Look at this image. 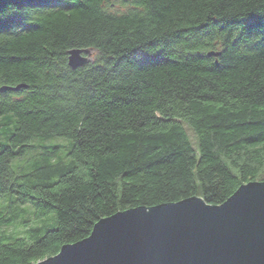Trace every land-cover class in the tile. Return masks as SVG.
<instances>
[{
	"label": "trees",
	"instance_id": "16d2710c",
	"mask_svg": "<svg viewBox=\"0 0 264 264\" xmlns=\"http://www.w3.org/2000/svg\"><path fill=\"white\" fill-rule=\"evenodd\" d=\"M260 14L264 0H0V86L27 84L0 93V264L121 211L264 182V32L244 23ZM73 48L93 60L71 69Z\"/></svg>",
	"mask_w": 264,
	"mask_h": 264
},
{
	"label": "water",
	"instance_id": "95a60500",
	"mask_svg": "<svg viewBox=\"0 0 264 264\" xmlns=\"http://www.w3.org/2000/svg\"><path fill=\"white\" fill-rule=\"evenodd\" d=\"M83 54L70 50L69 65L84 66ZM21 87L3 86L0 93ZM35 264H264V182L242 185L220 205L193 196L118 212Z\"/></svg>",
	"mask_w": 264,
	"mask_h": 264
},
{
	"label": "rangeland",
	"instance_id": "374dc122",
	"mask_svg": "<svg viewBox=\"0 0 264 264\" xmlns=\"http://www.w3.org/2000/svg\"><path fill=\"white\" fill-rule=\"evenodd\" d=\"M116 8H118V9H120L121 8V5L119 6V5H116L115 6ZM91 58L93 59L94 58V55H91ZM58 142L59 144L61 143V141H63V139H61V138H56L54 141H52V142ZM58 143H56V144H58ZM62 153L63 154H65L66 152L65 151H62ZM30 156H29V154H27L26 156H24V157H19L18 159H15L14 161H13V163H12V166H13V168L16 170L17 168H18V166H20V165H22V164H24L25 163V161L29 158ZM1 204V203H0ZM25 208H27V209H29L30 211H32L33 209H32V207H29V206H24ZM34 211H36V209H34ZM37 212H38V210H37ZM39 213V212H38ZM54 215H55V213L54 212H50L49 214H47L46 216H44V217H39V218H36V215L35 216H33L32 218H31V223H33V224H39V225H42V224H48V222L49 223H51V224H48V225H53L54 224ZM25 217V215H23V214H21L20 215V218H19V220H17V222L16 223H14V225H12V226H9L7 229H6V231L7 232H14V233H22L23 232V230H24V227L22 226V224L20 223V221H22L23 219H26V217Z\"/></svg>",
	"mask_w": 264,
	"mask_h": 264
},
{
	"label": "snow or ice",
	"instance_id": "6c2138e0",
	"mask_svg": "<svg viewBox=\"0 0 264 264\" xmlns=\"http://www.w3.org/2000/svg\"><path fill=\"white\" fill-rule=\"evenodd\" d=\"M251 29H258L264 32V14L253 15L244 22Z\"/></svg>",
	"mask_w": 264,
	"mask_h": 264
},
{
	"label": "bare ground",
	"instance_id": "6f19581e",
	"mask_svg": "<svg viewBox=\"0 0 264 264\" xmlns=\"http://www.w3.org/2000/svg\"><path fill=\"white\" fill-rule=\"evenodd\" d=\"M119 6H120V4H118ZM74 49V48H73ZM73 49H71V50H73ZM76 49H79V48H76ZM80 49H82L83 50V55L84 56H86V58L87 59H89L87 62H86V64L85 65H87L89 62H91L93 59L91 58V55H95V51L94 50H91V49H89V48H80ZM218 52H221V51H218ZM70 66V65H69ZM70 68L71 69H73V70H75L74 68H72L71 66H70ZM79 68H81V67H79ZM78 69V68H77ZM19 85H26V87H21L19 90H16V91H11V92H19L21 89H23V88H27V84H25V83H20V84H18V85H13V86H11V85H1L0 86V88L1 87H3V86H8V87H17V86H19ZM10 91V90H9ZM5 92H7V91H5ZM131 209H133V208H131ZM130 210V209H129ZM49 258V257H48ZM47 259V258H46ZM42 261V260H41ZM40 262V261H39ZM36 263H38V262H36ZM35 264V263H34Z\"/></svg>",
	"mask_w": 264,
	"mask_h": 264
}]
</instances>
